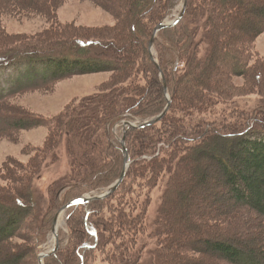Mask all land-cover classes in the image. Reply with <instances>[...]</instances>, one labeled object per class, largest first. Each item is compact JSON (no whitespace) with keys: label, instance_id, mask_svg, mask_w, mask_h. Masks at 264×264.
Segmentation results:
<instances>
[{"label":"trees","instance_id":"obj_1","mask_svg":"<svg viewBox=\"0 0 264 264\" xmlns=\"http://www.w3.org/2000/svg\"><path fill=\"white\" fill-rule=\"evenodd\" d=\"M96 1L119 16L117 26H103L86 36L81 28L59 23L11 48L0 49V69L16 71L10 87L1 82L0 133L13 134L21 128L56 122L61 135L58 143L66 134L77 150L82 140L80 147L91 148L90 157L94 158L91 169L81 171L79 180L57 187L48 212L46 202L33 192L31 178L19 194L0 191V264H27L30 250L17 238L26 239L28 228H39L31 219L44 211L36 245L39 263L43 264L42 254L62 207L90 191L107 189L122 177L127 152L116 125L163 113L170 104L167 79L175 96L170 113L155 125L126 130L135 159L127 180L111 197L71 208V232L62 231L63 245L48 257L47 263L94 264L95 252L110 248L115 235H121L126 240L110 260L115 259L114 264H144L148 246L141 247V242L142 234L147 232L148 215L144 218L134 205L123 206L127 182L137 174L151 184L167 182L154 231L158 238V247L152 251L156 253L155 264H264V237L248 239V232L258 234L255 227H250L251 220H260L264 226V109L244 123L236 116L237 120L228 124L215 121L216 125L207 127V120L200 119L221 104H232L248 89L250 93L264 92V56L258 62L253 53L257 39L264 33V0H190L183 21L164 29L158 38L166 77L154 57L152 43L159 25L175 14L184 0ZM58 3L0 0V14L19 7L53 14ZM241 19L249 21L244 25ZM106 70L115 72L111 81L114 85L68 110L59 120L8 108L9 101L24 92L52 88L77 74ZM238 76L249 79L244 90L236 81ZM88 138L91 145L84 143ZM107 139L119 150L109 154L112 164L118 161V174L105 180L102 177H108L106 170L112 164L97 149L108 151ZM219 162L226 175L224 190L236 199L237 211L227 217L221 214L222 207L214 208L226 218L207 217L204 227L196 222L194 232L185 236L171 206L185 195L188 207H193L199 195L197 189L211 181L210 169ZM70 187L72 191L64 200ZM120 196L123 203L117 207L115 201ZM14 246L16 249L11 250Z\"/></svg>","mask_w":264,"mask_h":264},{"label":"rangeland","instance_id":"obj_2","mask_svg":"<svg viewBox=\"0 0 264 264\" xmlns=\"http://www.w3.org/2000/svg\"><path fill=\"white\" fill-rule=\"evenodd\" d=\"M183 3L177 8L176 13L171 16L172 18H176L183 10ZM250 13H253V11ZM119 21L120 18L115 12L99 4L96 0H59L57 9L53 11V14L19 7L0 14V34L2 35L0 38V49L11 48L30 39L32 36L46 32L55 24L59 23L74 26V28L79 30L81 28L82 32L87 36L92 33L91 31L95 32L104 29L103 26H117ZM247 21L249 20L246 19L245 21V19H241V23L244 25L248 23ZM90 26L93 29H87ZM255 48L253 53L257 56L256 59L259 62L264 56V33L257 39ZM15 72L13 68L0 69V92L3 88L1 82L7 87L11 86L12 82L10 78ZM115 75L114 71L106 70L67 77L57 85L52 86V88L47 87L30 90L18 95L9 101L8 108L11 110L14 108L17 111L26 113L28 116L33 114L46 115L56 121L61 116H64L68 110L91 101V97H94L102 91H107L110 86L114 85V83L111 84V81L116 77ZM236 81L243 87V90L249 85V79L246 76H238ZM243 90L241 91L243 92ZM250 92L248 89L247 94H243L233 101L234 104H221L219 108L208 112L204 118L200 117V119L207 120L205 124L207 127L211 124L216 125L217 123L215 121H219L220 124H228L231 121L237 120L238 116L239 120L237 121L244 123L250 116L252 117L259 110L264 109V92ZM238 105L239 109H237ZM133 120L140 121L145 119L137 118ZM207 122L209 123L207 124ZM118 125L119 130L116 131L121 141H123V137L126 135V124L124 121H121L116 125V128ZM56 126V122L51 124L42 123L41 125H33L24 129L21 128L13 134L3 135L4 133H0V191H10L14 194H19L20 191H23L22 189L28 187L27 185L31 178L30 183H32L33 192L41 200L46 202V212L49 211L51 208L50 205L55 199L57 187L59 185L61 187L63 183L71 180H79L81 171H89L94 163V158L92 159L90 157L92 155L91 148H88L87 145H81L80 147L82 140L78 142L79 147L77 150L71 146L70 136L66 134L58 143L57 139L61 135L59 131L57 132ZM88 142H90L89 138L84 143ZM107 142L109 146L107 147L108 151H105L103 147L102 149L98 147L97 150L102 151L103 155H101L103 158L111 163L112 158L109 157V154L114 155L119 150L115 149L108 139ZM88 144L91 145V142ZM164 145L165 143L161 146ZM85 147L87 149L86 151ZM78 152H80V155ZM85 152L87 153L86 155ZM145 156L148 157L150 155ZM117 162L115 160L113 164L111 163L112 165L106 170L108 177H102L103 179L107 180L118 174V171H115ZM201 172L202 170H198V173ZM210 176L212 177L211 181L206 185H200L197 189L199 195L197 194L198 196L194 200L193 207H188L185 195L176 198L173 206H171V210L175 212L176 216H179V221L182 224L181 232L185 236L187 233L194 232L196 222L204 227V223L207 222V217H214L215 219L220 217V219H224L226 217L223 218L220 216L221 214L224 213L228 215L227 217H231L230 214L237 211V207H235L236 199H232L231 193L224 190L226 188H224L222 181L226 179V175L220 162L213 164V169H210ZM95 177L94 175L90 178L94 180ZM142 178L134 174L127 182L126 192L124 194L126 202L123 206L127 208L134 205L138 212L144 213V218L148 215L147 232L142 234L143 239L141 242V247L148 246L143 262L144 264H155L156 253L153 254V252L158 247V238L154 236V231L157 227V220L164 203L167 182H162L159 185L158 183L151 184L150 181L144 182L145 180ZM71 191L72 187L66 190L63 195L64 200L68 198ZM75 191L77 190H74L72 193ZM120 199L121 196L119 201H115L118 204L117 207L123 203ZM217 207H222V211L220 210L221 214L212 210ZM108 208L111 207L108 206ZM133 209L131 208V210ZM70 210L64 216L65 223L62 227V231L64 230L67 233L71 232L69 224ZM46 212L43 211L41 212V216L36 215V217L34 216L31 219L33 226L37 225L39 228H28L26 230V239L24 237L17 238V242L24 244L30 250L27 264H40L36 248L37 233L44 223L45 218L42 216H45ZM215 213L217 216H215ZM181 214H184V216L182 217ZM250 222V227H255L258 234L256 232H248V236L250 235L248 239L251 241L253 237H264V226L260 224V220H251ZM261 222L263 223L264 219ZM114 238L110 244V248H103L100 252H95L93 255L94 264H114L116 260H110L111 254L116 257L117 250L119 249L118 246L120 247L126 240L125 236L122 237L121 235H115ZM55 245L56 235L54 229L51 241L46 245L45 251L53 249ZM15 249V246L11 248V250ZM139 249L140 246L135 251L139 252ZM121 251L123 254V250ZM208 257L210 258L209 254L207 255Z\"/></svg>","mask_w":264,"mask_h":264},{"label":"water","instance_id":"obj_3","mask_svg":"<svg viewBox=\"0 0 264 264\" xmlns=\"http://www.w3.org/2000/svg\"><path fill=\"white\" fill-rule=\"evenodd\" d=\"M189 4H190V0H184V3L182 5L183 10L177 15L176 18H169L167 21H164L163 23H161L159 25V27L157 28L155 37L153 39L152 50L154 53V57L162 66L163 73H164L165 77H166V72H165V69H164L163 65L161 64V60L159 58L158 45H157L158 38L164 29L172 27V26H176L183 21V19L187 15V12L189 9ZM167 90H168V95H169V99H170V104H169L168 108L163 113H161L155 117H152L150 119H147V120L136 121L133 119H127L124 121L126 124V130H128L129 127H149V126H152V125H155V124L161 122L172 110L174 100H175V96H174V93L171 89V86L169 84L168 79H167ZM116 130L117 131L119 130V125L117 126ZM123 141L125 143L126 152H127V165H126V168L124 170V174L110 188L105 189L103 191H98V192L97 191L89 192L83 196L77 197V198L73 199L70 203H68L61 210V212L59 213V215L56 219V222H55L56 245L54 246L53 249L45 251L42 254L43 264H48L47 263L48 257L55 254L56 252H58L60 250L61 246L63 245L61 222L64 219V216L67 213V211H69L72 207H74L78 204H81V203L90 202V201H94V200H100V199H106L108 197H111L117 191H119V189L123 186V184L127 180L128 176L130 174L131 168L133 166V163H134V157H133V154L131 152V148L129 146L127 135H125L123 137Z\"/></svg>","mask_w":264,"mask_h":264},{"label":"bare ground","instance_id":"obj_4","mask_svg":"<svg viewBox=\"0 0 264 264\" xmlns=\"http://www.w3.org/2000/svg\"><path fill=\"white\" fill-rule=\"evenodd\" d=\"M64 223H65V219H63L61 222L62 227H63Z\"/></svg>","mask_w":264,"mask_h":264}]
</instances>
